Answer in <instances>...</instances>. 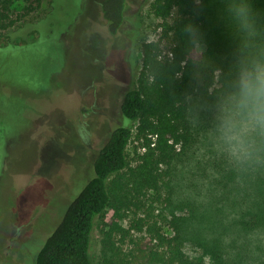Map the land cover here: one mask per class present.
<instances>
[{
    "label": "trees",
    "instance_id": "trees-1",
    "mask_svg": "<svg viewBox=\"0 0 264 264\" xmlns=\"http://www.w3.org/2000/svg\"><path fill=\"white\" fill-rule=\"evenodd\" d=\"M27 2L28 14L35 7L31 0ZM225 2L152 0L151 10L159 21L156 29L161 33L158 40L133 37L142 59L136 81L122 102L126 122L115 128L99 151L93 178L48 236L36 264H264L261 138L256 137L258 151L252 158L233 165L224 161L225 166H219L215 190L209 188L214 196L210 204H187L189 209L183 215H176L175 208L172 217L167 211L176 194L172 177L178 161L202 137L220 127L222 109L236 90L241 71L254 59L264 60V0H249L257 22L255 37L237 31ZM14 3L0 0V53L11 46L10 30L26 14L12 18ZM127 4L128 0L102 3L113 34L127 20ZM51 5L53 8L54 0ZM188 24L196 26L199 40L189 41L184 33ZM142 25L139 21L135 35L141 34ZM166 39H172L173 46L164 55ZM194 95L202 105L197 122L191 115ZM133 141L138 144L134 157L130 153ZM205 208H215L213 216L202 211ZM97 219L106 226L99 263L91 254ZM224 220L230 230L238 229L237 236L226 228L223 235L215 234L216 228L225 225ZM199 232L205 237L196 238ZM243 233H256L257 239L238 244ZM192 237L203 250L198 256L186 250Z\"/></svg>",
    "mask_w": 264,
    "mask_h": 264
},
{
    "label": "rangeland",
    "instance_id": "rangeland-1",
    "mask_svg": "<svg viewBox=\"0 0 264 264\" xmlns=\"http://www.w3.org/2000/svg\"><path fill=\"white\" fill-rule=\"evenodd\" d=\"M51 1L31 0L35 9L27 14L29 2L15 0L12 18L26 14L10 30L11 46L0 53V264H36L48 236L93 178L99 151L126 122L122 102L142 59L133 39L158 40L161 33L152 0H128L127 20L117 34L104 17V0H54L53 8ZM172 46V39L163 42L164 55ZM190 100L197 122L200 97ZM137 145L130 146L132 157ZM242 160L229 156L220 127L202 137L176 165L168 216L175 208L176 215L185 214L187 204H210L219 166ZM214 209L202 211L213 216ZM225 228L238 230L225 221L215 234L223 235ZM105 230L97 219L91 248L96 263ZM243 234L238 244L257 239L256 233ZM186 250L192 256L203 252L193 237Z\"/></svg>",
    "mask_w": 264,
    "mask_h": 264
},
{
    "label": "clouds",
    "instance_id": "clouds-1",
    "mask_svg": "<svg viewBox=\"0 0 264 264\" xmlns=\"http://www.w3.org/2000/svg\"><path fill=\"white\" fill-rule=\"evenodd\" d=\"M225 11L237 31L252 37L258 35L249 0H226ZM184 33L190 42L200 39L193 24L186 25ZM235 87L222 109L221 140L230 157L250 159L258 151L256 137L264 140V60L254 59L244 68Z\"/></svg>",
    "mask_w": 264,
    "mask_h": 264
}]
</instances>
